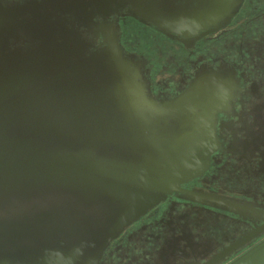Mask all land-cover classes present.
Here are the masks:
<instances>
[{
  "label": "water",
  "instance_id": "1",
  "mask_svg": "<svg viewBox=\"0 0 264 264\" xmlns=\"http://www.w3.org/2000/svg\"><path fill=\"white\" fill-rule=\"evenodd\" d=\"M242 1L0 3V264H99L172 193L251 225L204 264H264L263 205L181 189L209 167L234 81L202 70L176 98L153 97L107 20L127 9L186 44L225 28Z\"/></svg>",
  "mask_w": 264,
  "mask_h": 264
},
{
  "label": "flooded vegetation",
  "instance_id": "2",
  "mask_svg": "<svg viewBox=\"0 0 264 264\" xmlns=\"http://www.w3.org/2000/svg\"><path fill=\"white\" fill-rule=\"evenodd\" d=\"M29 1L40 0L0 3L9 7ZM107 20L117 26L125 54L144 63L153 97L176 98L202 70L234 81L232 99L216 118L217 149L210 155L209 167L181 189L264 206V0H243L225 28L186 44L182 37L140 23L127 9L117 10ZM130 24L135 27L125 29L127 39L124 28ZM84 37L95 48L102 42L93 29ZM182 196H166L125 228L110 242L99 264H204L252 229L234 216L188 203Z\"/></svg>",
  "mask_w": 264,
  "mask_h": 264
},
{
  "label": "rangeland",
  "instance_id": "3",
  "mask_svg": "<svg viewBox=\"0 0 264 264\" xmlns=\"http://www.w3.org/2000/svg\"><path fill=\"white\" fill-rule=\"evenodd\" d=\"M134 27H135L134 24H130V25H128V26H126V27L124 28V37H125V38H127L126 35H125V29H128V30H129V29H133ZM127 39H129V38H127Z\"/></svg>",
  "mask_w": 264,
  "mask_h": 264
}]
</instances>
